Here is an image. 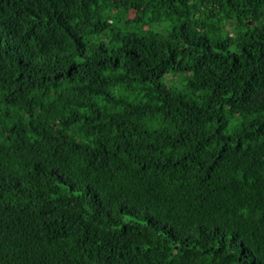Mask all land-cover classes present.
I'll list each match as a JSON object with an SVG mask.
<instances>
[{
    "label": "trees",
    "instance_id": "16d2710c",
    "mask_svg": "<svg viewBox=\"0 0 264 264\" xmlns=\"http://www.w3.org/2000/svg\"><path fill=\"white\" fill-rule=\"evenodd\" d=\"M0 264H264V0H0Z\"/></svg>",
    "mask_w": 264,
    "mask_h": 264
}]
</instances>
